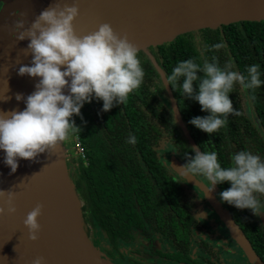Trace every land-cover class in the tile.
I'll return each instance as SVG.
<instances>
[{"label":"clouds","instance_id":"9594fccd","mask_svg":"<svg viewBox=\"0 0 264 264\" xmlns=\"http://www.w3.org/2000/svg\"><path fill=\"white\" fill-rule=\"evenodd\" d=\"M17 15L12 34L17 40L30 41L23 51L33 57L31 66H20L18 74L40 79L26 99L23 94L16 95L18 101H25L24 110L0 111V150L12 173L17 171L19 159L35 161L43 153L55 154L70 135L79 133L81 128L72 118H82L81 109L86 102L91 103L95 97L103 101V111H110L126 103L145 77L139 46L127 33L118 32L110 23H102L87 34L77 31L78 0L71 4L54 0L31 22L26 13ZM212 47L218 50L223 44ZM181 78L183 96L197 101L202 111L209 113L189 122L208 134L225 127L229 115L241 114L230 99L237 85L248 91L264 84L259 64L249 66L245 75L234 70L231 61L221 66L215 56L202 65L192 58L180 61L167 83L174 87ZM172 112L175 115L176 110ZM128 142L135 143V138L130 137ZM192 152L195 155L189 156L186 164L173 167L176 172L186 179L204 177L208 186L201 184L206 187V194L214 191L217 184L230 182L231 187L219 194L223 202L249 209L257 217L264 213L260 199L264 196V158L241 150L233 154L230 166L223 167L215 151H201L193 146ZM18 195L15 190H0V216L16 213ZM43 208V204H37L23 221L33 242L40 238ZM32 264H46V259L35 257Z\"/></svg>","mask_w":264,"mask_h":264},{"label":"trees","instance_id":"16d2710c","mask_svg":"<svg viewBox=\"0 0 264 264\" xmlns=\"http://www.w3.org/2000/svg\"><path fill=\"white\" fill-rule=\"evenodd\" d=\"M219 43L230 48V56L236 64L246 67L251 66L248 63L259 64L261 79L264 80V24L209 30L185 35L165 47L152 49L153 61L147 55H139L145 71L144 82L129 95L126 103L106 112L103 111V101L93 97L91 103L86 102L81 109L82 118H72L81 131L66 139L71 148L65 156V163L80 202L82 219H91L111 242L118 235H130L147 226L158 234L162 242L171 245L168 251L153 247L147 249L148 252L142 248L131 249L133 257L129 260L132 264L182 260L180 254L193 262L186 256L187 242L180 244V237L182 239L192 233L189 227L180 225L177 201L184 189L173 170L162 165L160 153L169 146H175L173 152L187 161L195 154L177 150L181 136L174 128H169V120L160 115L159 97L149 88L161 84L156 66L165 65L167 79L174 65L180 61L192 58L201 65L205 61L210 62L214 52L212 46ZM200 48L204 50L199 52ZM240 72L243 73L242 70ZM254 105L264 129V102ZM198 116H207V113ZM225 127L228 134L222 131L208 134L197 128L201 150L215 151L223 167L230 166L233 154L241 150H250L264 158V141L249 116L229 115ZM130 137L135 138V143L128 142ZM220 186L224 191L231 184L224 182ZM260 199L264 202V196ZM230 206L251 238L264 240V234L256 235V230L261 233L255 228L257 224L250 210ZM109 248L114 253L118 251L115 246ZM255 249L264 261V244L255 245ZM110 255L109 259L114 261L115 256L113 253ZM149 257L159 258V261L150 263Z\"/></svg>","mask_w":264,"mask_h":264},{"label":"water","instance_id":"95a60500","mask_svg":"<svg viewBox=\"0 0 264 264\" xmlns=\"http://www.w3.org/2000/svg\"><path fill=\"white\" fill-rule=\"evenodd\" d=\"M0 11V111H22L26 108L24 100L18 101L16 95L26 97L35 91L39 77L20 76L18 69L22 65L31 66L32 55H25L29 40L15 39L14 22L20 12L27 14V20L33 21L41 11L47 9L54 0H2ZM71 4L73 0H64ZM80 16L76 21L77 31L87 34L98 29L102 23H110L118 32L127 33L139 46V55H147L153 61L150 50L165 47L176 39L190 34L216 30L242 24H264V0H78ZM155 64V63H154ZM156 66V64H155ZM157 67V66H156ZM158 69V67H157ZM165 84L164 73L158 69ZM65 94H68L65 90ZM252 122L264 141V129L260 120L252 111ZM183 132L191 147L196 146L187 132ZM60 146L62 167L67 182L71 185L77 202V214L80 233L88 239L83 227L81 206L70 181L63 153ZM41 155L35 161L19 159L15 173L4 163L5 153L0 150V190H15L19 193L15 205V214L0 216V264H32L35 257L43 256L46 264H113L98 249L92 248L93 259H78L72 253L62 249L47 229L40 217L42 226L39 240L33 242L28 237V230L23 221L37 204L35 201L37 174L41 167ZM171 169L184 165L178 156H167ZM174 167V168H173ZM189 185L200 189L205 194L206 187L194 177L186 179ZM36 174V175H34ZM19 185V186H18ZM218 217L225 224L249 264H263L250 243L234 223L232 218L221 209L213 191L206 194Z\"/></svg>","mask_w":264,"mask_h":264},{"label":"flooded vegetation","instance_id":"af4514ba","mask_svg":"<svg viewBox=\"0 0 264 264\" xmlns=\"http://www.w3.org/2000/svg\"><path fill=\"white\" fill-rule=\"evenodd\" d=\"M2 4L3 1L0 0V9ZM151 50L149 51L150 53ZM203 50V48H200L199 52ZM213 50L214 52H212L211 54V59L213 56L217 57L221 66H223L226 62L231 61L234 65V70H242L245 75L247 74L248 67L238 65L232 60V57L230 56V48L223 46L218 50L214 48ZM248 64L255 65L254 63ZM164 66L165 65H158L157 67L164 73L166 78ZM175 66L176 65H174V67ZM158 69L156 68L157 72ZM159 76L161 84L157 87H150L149 89L153 91L157 97H159L161 103L160 115L167 118L169 120V128H174V131L181 136L180 145L176 147L177 150H186L188 152H192V147L187 141L183 129L187 132L191 141L200 148V145L198 144V129L197 127L194 128L189 121L194 117H198L200 113L207 112L202 111L201 105L197 101L183 96L181 87L183 78H181L177 82L176 86L172 87L170 85L165 86L160 74ZM261 80L264 81L263 79ZM145 84L147 85V83ZM230 99H232L234 107L236 109H239L238 111L244 116H249L252 119V111H254L256 116L258 117L257 108L254 104H262L264 102V84H262L257 89L248 91L243 90L239 85H237L233 93H231ZM172 109L176 110L175 115L173 114ZM207 115H209V113H207ZM225 128L226 127L221 128L218 131H222L228 134L229 131ZM174 147L175 146H169L165 152L160 153V156L163 158L161 160L162 165L164 167L171 168L170 163L167 159V156L170 154H175L176 156H178L184 164L188 162L182 155L173 152ZM85 157L86 156L84 153V159ZM174 173L176 175L177 181L182 185L184 189L182 192H180V197L177 201L178 207L180 209V225L184 228L189 227L192 232L189 236H186L185 238L181 239L180 237V244H182L184 241L187 242L188 249L186 256L193 262L188 261L185 256L180 254L182 260L174 259L166 261L165 259V263L163 264H197L196 262H198L199 264H240L238 260L241 261L242 264H249L247 258L245 257V254L240 249L235 239L233 238L229 230L226 228L225 224L218 217L212 204L209 202L206 194L200 189L189 185L176 172ZM196 178L201 183L208 186V182L204 179V177L197 176ZM220 185L221 184H217L215 186L213 191V197H215L221 209L225 212H228V215L232 218L234 223L242 231V233L250 243L251 247L257 254L255 245L259 243L264 244V240L260 239L259 241L257 239H252L251 236L246 232V229L239 217L237 216V213H235L234 210L231 209L232 207L228 203L223 202L221 200L219 194L223 190H221ZM250 212L252 215V219L257 224L255 228H258V231L261 233L258 234L256 230V235L263 236L264 213L257 217L252 213L251 210ZM84 229L88 237L91 230H94V232L97 234V238L95 239V246L101 250V252L104 254L103 256H106L105 258L107 259H109L111 256L110 254L113 253V256H115V260L112 261L109 259L112 262L125 260L127 264H132L129 260L133 257L131 255L130 250L134 248L135 250L137 248H142L143 250L146 249L145 252H148L147 249H151V247L160 251L164 249L168 251L171 248V245L168 242H162L158 234L153 233V231L147 226H144V230L139 229L138 232H131L130 235H118L114 239V242H111L108 238H106L103 231L100 230L91 219L84 218ZM136 238L143 239L145 241V244L142 242L138 244ZM114 246L118 248V251H115V253L109 248ZM257 256L260 258L258 254ZM232 257H235L237 260L233 259ZM158 259L155 257L147 258L150 263H155L159 261ZM260 260L264 264V261L261 258Z\"/></svg>","mask_w":264,"mask_h":264},{"label":"bare ground","instance_id":"6f19581e","mask_svg":"<svg viewBox=\"0 0 264 264\" xmlns=\"http://www.w3.org/2000/svg\"><path fill=\"white\" fill-rule=\"evenodd\" d=\"M35 201L44 205L41 218L59 246L78 259H93L90 243L80 233L77 202L64 174L60 149L41 156Z\"/></svg>","mask_w":264,"mask_h":264},{"label":"rangeland","instance_id":"374dc122","mask_svg":"<svg viewBox=\"0 0 264 264\" xmlns=\"http://www.w3.org/2000/svg\"><path fill=\"white\" fill-rule=\"evenodd\" d=\"M2 6H3V4H2ZM2 6H1V9H2ZM1 9H0V11H1ZM62 144H63V148H62L63 153L65 154V156H67V153L69 152V149H70L71 147H70V145L67 144V140H65ZM77 146H78V144H77ZM82 222H83V227H84V220H82ZM85 225H86V224H85ZM96 238H97V234L94 232V230H91L88 239L90 240V243H91L92 248H94V249H98V251H99L102 255H104V254L101 252V250L95 246V239H96ZM136 241H137L138 244L141 243V242H142V243L145 242L143 239H140V238H136ZM144 244H145V243H144ZM105 257H106V256H105ZM232 258H233V257H232ZM233 259L237 260L235 257H234ZM111 262H112V261H111ZM238 262H239L240 264H242L241 261L238 260ZM112 263H113V264H127V262H126L125 260L117 261V262H112Z\"/></svg>","mask_w":264,"mask_h":264},{"label":"built area","instance_id":"2783aa9c","mask_svg":"<svg viewBox=\"0 0 264 264\" xmlns=\"http://www.w3.org/2000/svg\"><path fill=\"white\" fill-rule=\"evenodd\" d=\"M78 144V143H77ZM78 146H79V144H78Z\"/></svg>","mask_w":264,"mask_h":264}]
</instances>
